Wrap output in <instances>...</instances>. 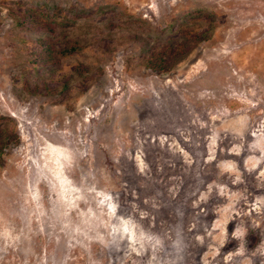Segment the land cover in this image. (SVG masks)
I'll use <instances>...</instances> for the list:
<instances>
[{
  "label": "rangeland",
  "instance_id": "1",
  "mask_svg": "<svg viewBox=\"0 0 264 264\" xmlns=\"http://www.w3.org/2000/svg\"><path fill=\"white\" fill-rule=\"evenodd\" d=\"M0 264H264V0H0Z\"/></svg>",
  "mask_w": 264,
  "mask_h": 264
},
{
  "label": "trees",
  "instance_id": "2",
  "mask_svg": "<svg viewBox=\"0 0 264 264\" xmlns=\"http://www.w3.org/2000/svg\"><path fill=\"white\" fill-rule=\"evenodd\" d=\"M173 53L176 54L175 52H173ZM173 53H168V54H169V57H168V55H167L166 60H167V59H171V55H173ZM160 61H161V60H159V63H158L159 65H158V66H160V64H161V67H157V66H156V68H157L158 70H165V69L162 67V64H163V63L160 62Z\"/></svg>",
  "mask_w": 264,
  "mask_h": 264
}]
</instances>
